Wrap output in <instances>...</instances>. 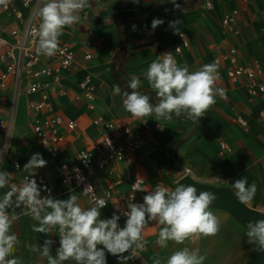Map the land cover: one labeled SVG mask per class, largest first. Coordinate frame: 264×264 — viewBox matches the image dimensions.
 I'll return each instance as SVG.
<instances>
[{"label":"crops","instance_id":"1","mask_svg":"<svg viewBox=\"0 0 264 264\" xmlns=\"http://www.w3.org/2000/svg\"><path fill=\"white\" fill-rule=\"evenodd\" d=\"M208 2H211L208 5ZM179 8L170 0H89L90 7L81 11L80 21L72 28H65L60 36V44L69 46L74 52L71 66L62 71L56 90L49 95L51 111L61 115L65 121L76 122L75 129L64 128V141L59 153L52 158L43 147L32 128V112L29 98L38 93L27 92L32 77L28 70L8 73L5 85L0 86V118L7 121L9 133L7 145L1 154L0 170L10 173L9 181L20 184L27 175L23 166L34 153H40L47 161L45 167L36 170V177L43 174L54 190L55 199L66 200L71 194L79 197L82 207L95 206L82 194L79 187L63 184L58 176L56 165L66 162L75 165L76 153L93 146L101 140L105 129L94 124L97 116L125 124L133 132H143L145 145L135 155L133 163L113 161L106 169L96 171L92 181L98 194L112 191L108 204L100 209L101 219L111 218L112 212L126 205V197L131 183L136 178L145 179L143 188L154 190L157 185L174 188L177 181L187 175L198 183L225 187L233 192L231 183L246 177L248 184L257 185V193L248 204L252 209L264 213V95L252 98L248 80L242 77L232 81L227 69L231 49L237 63L257 65L259 80L264 82V0H177ZM42 6L41 0H32L25 7L21 0H11L10 8L0 6V37L5 43L0 46V73L7 71L12 58L2 56L17 49L12 45V30L22 28L28 17L40 22L37 15ZM17 8L23 13V21L18 22L11 12ZM226 16L232 21L224 23ZM164 21L154 30L152 37L146 36L145 28H152V21ZM180 20L179 33L169 26L170 21ZM135 25V29H133ZM59 44V45H60ZM181 46L180 53L173 56L179 64L187 63L190 71L213 62L219 65L220 80L217 87L226 90L225 98L216 97V103L201 117L192 121L185 116L175 117L171 122L157 121L152 130H145L140 119L133 118L123 108V92L131 91L128 81L132 74L140 75V91L157 102L143 73L147 66L162 53ZM91 52L87 58L86 52ZM45 64L57 65L59 59L43 56ZM90 77L96 92L94 110L89 109L88 101L82 96L80 83ZM113 85H119L121 94L114 93ZM241 119L243 122L239 121ZM116 128L114 135L119 142L126 143L127 137ZM225 142L230 150L220 146ZM21 166L16 169L14 161ZM185 168L189 172H185ZM7 189H0L2 195ZM146 191L138 193L134 203H143ZM220 220V230L215 236L197 237L176 245L169 242L166 249L155 244L160 226L150 221L144 230L148 241L143 258L127 264H152L150 257L158 254L166 258L173 251L183 247L199 249L206 256L204 264H248L254 245L247 243L246 227L223 208L209 207ZM18 212V210H17ZM38 222L30 216L19 214L13 223L14 232L20 241L15 256L23 264H47L46 258L30 251V245L54 241L52 254L59 247L58 233H34L31 226ZM102 247V246H98ZM107 264H119L117 257L105 250ZM65 264H74L66 261Z\"/></svg>","mask_w":264,"mask_h":264},{"label":"clouds","instance_id":"2","mask_svg":"<svg viewBox=\"0 0 264 264\" xmlns=\"http://www.w3.org/2000/svg\"><path fill=\"white\" fill-rule=\"evenodd\" d=\"M4 2L0 0V3ZM170 2L174 7H180L177 0ZM41 4L37 12L40 23L35 30L38 38L36 52L52 57L60 51L59 38L64 29L77 24L81 11L89 8L90 4L89 0H41ZM163 23V20L154 18L152 30ZM181 23L180 20L170 21L169 26L179 33ZM143 76L155 93L157 102L153 104L151 97L140 91L142 80L137 74L131 75L128 81L131 91L123 92L122 101L124 110L143 123H147L148 117H154L158 122H171L173 116L182 115L196 122L216 103L217 95L220 98L226 96V90L217 87L220 80L217 62L190 71L187 63L181 65L171 52H165L147 66ZM113 90L115 94H121L119 85H113ZM46 164L40 153H34L23 166L27 176L20 184H10V173L0 170V189H7L0 195V264H23L14 255L20 241L12 232L20 212L38 222L31 226L34 233H58L59 247L55 255L52 254V239H46L43 246H29L31 252L46 258L47 264H65L66 261L107 264L105 250L117 257L119 264H127L144 252L148 241L143 233L150 221L162 226L155 240L161 249L168 248L169 242L181 245L197 237L215 236L220 230L219 218L209 211L210 205L217 200L212 191H198L195 186L182 183L174 188L157 185L154 190L146 191L133 184L134 192L146 191L147 194L143 203L128 204V210L123 213L126 220L121 227L118 223L120 215L116 212L111 218L101 219L100 209L107 205L104 199L97 200L95 206L85 208L75 194L66 200L55 199L50 192L42 197L41 187L33 177L36 170ZM16 167L20 166L17 164ZM231 185L241 204L248 205L253 201L257 193L255 182L248 184L247 178L243 177ZM87 191L88 188L82 194L86 195ZM17 209L21 211L18 213ZM246 229L247 243L254 245L255 252L264 254V219L250 220ZM150 259L152 264H204L206 256L199 249L186 246L166 258L156 254Z\"/></svg>","mask_w":264,"mask_h":264},{"label":"built area","instance_id":"3","mask_svg":"<svg viewBox=\"0 0 264 264\" xmlns=\"http://www.w3.org/2000/svg\"><path fill=\"white\" fill-rule=\"evenodd\" d=\"M21 1L25 7H29L32 0ZM10 2L11 0H5L4 3H0V6L2 8L9 9ZM210 4L211 2H208V5ZM11 12L18 22L23 21V13L21 10L11 8ZM231 21L232 18L230 16H226L224 19V23L226 24H229ZM39 23L40 22H34L32 16H30L22 28L17 27L12 30V45L13 48L17 49V55L15 56L10 50L2 56L3 60H8V58H12V60L8 62L7 71L5 73H0V86L5 85L4 82L8 73H20L23 69L30 72L32 79L28 83L27 92L30 94L38 93L37 98L31 97L28 101L29 109L32 112V128L43 147L47 149L52 158H55L60 151L59 146L65 138L63 129H75L76 122L72 119L65 121L61 115L52 112L50 109L51 104L49 101V95L56 90V85L62 77V71L69 68L73 63L74 52L69 46L60 44V51L56 54L59 59L58 64H45L43 61V55H38L36 52L38 38L35 34V30L38 29ZM144 32L148 37H152L154 35V30L150 27L145 28ZM4 43V38L0 37V46ZM181 51L182 47L178 46L175 48L174 52H170L173 55L174 53H180ZM85 56L87 58H91V52L87 51ZM227 58L230 63L227 69L229 78L232 81H239L242 77H246L251 97L255 98L259 95H264V82L259 80L258 66L256 64L243 65L237 63L234 55V49L230 50ZM80 87L82 89V96L88 101L89 109L94 110L96 108V92L94 86L90 83V77L83 80L80 83ZM239 121L243 122L241 119H239ZM93 122L96 126L106 130L101 137V140L96 143L92 149L85 148L79 150L76 153L75 165L71 166L66 162H62L56 165V170L58 172L59 179L63 184L77 186L82 192L88 188L87 194L84 195L90 203L95 205L97 200L104 199L108 204L109 200L113 196L112 191L108 190L102 195L98 194L92 181L93 173L106 169V167L113 161L133 163L136 153L145 145L146 138L143 132H133L131 128L125 124H122L121 127H119L118 122L108 120L101 115L97 116ZM141 126L145 130H152L155 126H157V124L149 121H147V123H143L141 121ZM116 128L120 129V134L127 137L126 143L118 141L117 136L114 135ZM8 133L9 125L7 121L0 118L1 154L7 145ZM220 146L223 150H230V147L225 142H221ZM17 164L21 166L19 160L14 161L16 169H18L16 167ZM185 172L188 173L189 169L185 168ZM26 176L23 177V180ZM33 178L36 179L37 184L41 187L42 197L48 195L49 192L52 196L54 195L53 188L50 186L43 174H39ZM11 183L15 182L10 181V184ZM145 183V179L141 177L136 178L131 183V188L126 197V205L118 208L119 211H117V209L113 211L116 212L117 215H120L118 223L121 227L124 226L126 220V216H124L123 213L128 210V204L131 202L134 203L138 193L141 192H134L133 184H137L139 187L143 188ZM17 210L18 213L21 211V209ZM19 214L22 215L24 213L20 212ZM124 255H128V253H125ZM142 258L143 253L140 254V257L134 258L130 261L135 263L140 261Z\"/></svg>","mask_w":264,"mask_h":264},{"label":"water","instance_id":"4","mask_svg":"<svg viewBox=\"0 0 264 264\" xmlns=\"http://www.w3.org/2000/svg\"><path fill=\"white\" fill-rule=\"evenodd\" d=\"M178 183L191 184L195 186L198 191L204 190L214 192L217 195V200L210 206L230 211V213H232L245 227H247V223L250 220L264 219L263 212L241 204L235 196V192L228 188L198 183L187 175L181 177L177 181V184ZM248 264H264V254L255 252L253 247V252Z\"/></svg>","mask_w":264,"mask_h":264}]
</instances>
